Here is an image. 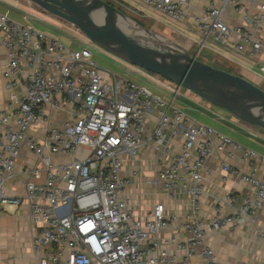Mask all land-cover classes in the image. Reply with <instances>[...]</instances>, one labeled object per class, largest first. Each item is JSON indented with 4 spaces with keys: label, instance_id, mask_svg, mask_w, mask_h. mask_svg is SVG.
Masks as SVG:
<instances>
[{
    "label": "built area",
    "instance_id": "1",
    "mask_svg": "<svg viewBox=\"0 0 264 264\" xmlns=\"http://www.w3.org/2000/svg\"><path fill=\"white\" fill-rule=\"evenodd\" d=\"M136 1L173 23L183 22L190 10V0ZM245 3L258 9L245 16L252 32L222 21L228 9ZM192 22L201 36L199 49L209 41L227 46L235 37L234 50L254 56L261 51L258 34L264 23V0H220L192 16ZM76 40L82 42L79 37ZM85 45L70 47L33 26H19L0 12V49L7 57L5 89L12 92L7 110L0 112V213L6 205H20L23 200L28 204L30 221L37 229L32 250L40 255L39 264H191L196 256L204 264H217L203 237L228 226L255 223L264 206V157L186 114L179 101L193 102L188 95L193 93L185 90V94L181 87L132 67L168 96L153 94L145 86L103 71ZM19 85L24 87L23 95L14 92ZM47 107L67 111L69 119L59 128L49 126L38 144L27 132L47 122ZM173 137L182 140L180 152L169 158L158 180L168 196L186 198L190 221L182 227L190 237L171 238L162 245L158 236L171 218L157 204L150 219H134L125 197L129 181L122 171L149 146L168 156ZM24 142L41 159L44 178L40 181V171L32 170L21 199L7 196L5 184L14 177ZM44 149L48 154L42 157ZM224 151L229 157L238 153L248 171L225 162L221 171L252 187V194H229L225 201L238 204L232 214L200 221L197 213L206 160ZM56 157L63 158L56 161ZM169 244L175 245L180 259L160 251Z\"/></svg>",
    "mask_w": 264,
    "mask_h": 264
},
{
    "label": "crops",
    "instance_id": "2",
    "mask_svg": "<svg viewBox=\"0 0 264 264\" xmlns=\"http://www.w3.org/2000/svg\"><path fill=\"white\" fill-rule=\"evenodd\" d=\"M219 1L190 0L188 17L181 23H174L176 29L190 40L199 52L204 50L213 51L225 61L234 65L236 72L229 71L231 74L238 75L264 90V23L258 34L261 51L254 56H250L248 52H236L233 46L238 43V40L235 37L231 39L230 44L227 46L209 41L206 48L199 49L198 42L201 40V36L196 25L192 22V16L204 11L211 5H216ZM147 9L153 11L150 8ZM257 11L256 5L250 6L245 3L236 10L228 9L222 15V21L229 27H239L242 30L252 32L253 28L245 19V16L257 13ZM6 65V53L0 49V112L7 110L8 102L12 96V92L5 89L4 72ZM14 92L23 95V85H19ZM185 103L187 111L190 112L188 115L191 118V115L195 117L192 112L195 110L205 117L211 116L216 121L225 123L245 138L238 140L221 131L219 132L237 144L252 149L264 157V138H259L255 134L257 130L248 125H240L241 123L237 119H232V116L229 119L224 116L223 118L222 115L208 106L207 108L213 113L207 112L206 108L203 109L206 106L204 103L199 104L196 101L191 102L189 100H185ZM44 114L47 122L32 127L27 132V137H32L38 144H42L49 126L59 128L65 120L69 119L67 111L55 112L48 107L44 109ZM195 118L192 119L198 124L213 128L210 126L213 122H203V124ZM1 132L2 127L0 126ZM248 139L250 140L246 141ZM181 145L182 140L179 137L171 138L168 156H160L152 147H146L138 154L136 161L127 163L122 171V177L129 181V185L125 189V197L130 204L134 219H150L153 207L157 204L163 205L165 216L171 218L169 225L158 236L161 244L171 238L185 241L190 237V234L182 227L185 222L190 221L186 198L181 194L168 196L158 180L159 173L169 165V158L180 152ZM42 152V157L48 154L47 149ZM62 158L56 157V161ZM64 158L70 160L69 157ZM221 162H225L241 172L248 171V165L240 159L238 153H233L229 157L228 153L224 151L212 155L206 160L202 172L204 193L199 199L197 213V219L200 221L210 220L217 215L227 216L232 214L238 204H230L225 201L229 194L239 195L240 197L252 194V187L221 171ZM34 169L40 171V181H43L41 159L28 151L24 142L14 164V177L5 184L6 195L24 198L25 184L30 179L29 173ZM36 230L29 218V206L24 200L20 205L4 206L0 213V264H39L40 255L35 254L32 250V241L36 235ZM203 245L212 251L213 259L217 264H264V206L257 213L254 224L228 226L219 232L206 233L203 237ZM161 250L176 259L182 257L176 251L174 244L161 246ZM191 264L204 263L201 257L196 256L191 259Z\"/></svg>",
    "mask_w": 264,
    "mask_h": 264
},
{
    "label": "water",
    "instance_id": "3",
    "mask_svg": "<svg viewBox=\"0 0 264 264\" xmlns=\"http://www.w3.org/2000/svg\"><path fill=\"white\" fill-rule=\"evenodd\" d=\"M28 1L72 27L113 58L159 76L264 132V90L246 79L196 60L175 44L140 28L103 0ZM119 18L158 40L124 32L118 25Z\"/></svg>",
    "mask_w": 264,
    "mask_h": 264
},
{
    "label": "rangeland",
    "instance_id": "4",
    "mask_svg": "<svg viewBox=\"0 0 264 264\" xmlns=\"http://www.w3.org/2000/svg\"><path fill=\"white\" fill-rule=\"evenodd\" d=\"M114 7L117 11L123 14L126 18L131 20L134 24L139 26L140 28L149 30L155 33L159 38L165 39L172 44H175L179 48L183 49L190 56H193L196 60L208 64L214 68H222V70H228L230 72H236V68L230 62L225 61L222 57L215 54L213 51L204 50L198 51L196 46L193 43L185 38L183 34L178 32L176 29V24L171 23L168 19L162 17V15L156 13L155 11H151L141 5L136 0H103ZM37 6L33 5L28 0H0V12L7 13L10 19L14 20L19 26L30 25L36 29L41 30L45 34L56 38L61 41L65 45L70 47H76L77 45L83 46L86 44V48L92 54L93 60L97 63V65L105 72L112 73L117 76V78H123L125 80L134 81L135 83L147 87L153 94L156 95H167L168 93L162 90L159 86L154 83H151L143 76L135 73L132 69V66L120 61L118 59L113 58L108 55L100 48L95 46L86 40L82 34L74 30L72 27L65 24L63 21L56 19L48 14L41 12V10H37L35 8ZM38 8V7H37ZM143 32V31H142ZM76 37L81 38L82 42H78ZM157 38V37H155ZM158 39V38H157ZM161 43L160 41H158ZM166 48H171L166 43H161ZM203 50V49H202ZM149 74V73H148ZM151 75V74H150ZM263 90V89H262ZM186 91L183 89V93ZM186 94V93H185ZM193 101L201 104V100L191 94H188ZM187 99H181L179 102L183 106V109L186 111V114L190 113L187 111V106L185 103ZM203 101V100H202ZM205 102V101H203ZM206 105L218 114L222 115V117H226V119L230 118V114L222 109L216 108L211 104L206 103ZM195 117L200 120L199 122H213L210 126H212L215 130L221 131L222 133L235 138L242 140L245 136L241 135L235 129H231L225 123H221L218 120L212 118L211 116L205 117L202 113L193 110L192 111ZM191 115V114H190ZM192 118H195L191 115ZM195 118V119H196ZM234 117L232 116V119ZM235 119V118H234ZM237 121V120H236ZM240 122V121H239ZM203 123V124H204ZM241 123V122H240ZM239 123V124H240ZM206 125V124H205ZM240 125H246L241 123ZM252 129H255L252 127ZM255 132L259 138H264V132L258 129ZM250 139L246 140L249 141Z\"/></svg>",
    "mask_w": 264,
    "mask_h": 264
},
{
    "label": "bare ground",
    "instance_id": "5",
    "mask_svg": "<svg viewBox=\"0 0 264 264\" xmlns=\"http://www.w3.org/2000/svg\"><path fill=\"white\" fill-rule=\"evenodd\" d=\"M118 25L120 26L121 29H123L124 32L131 33L135 36H138L139 38L147 37V39H150V41L158 40L157 38L151 37L147 35L145 32H142L141 30L137 29L136 26H134L130 21L124 18H119Z\"/></svg>",
    "mask_w": 264,
    "mask_h": 264
},
{
    "label": "trees",
    "instance_id": "6",
    "mask_svg": "<svg viewBox=\"0 0 264 264\" xmlns=\"http://www.w3.org/2000/svg\"><path fill=\"white\" fill-rule=\"evenodd\" d=\"M34 8H35V7H34ZM35 9L39 10V8H37V7H36ZM221 70H222V69H221ZM224 71H227V70H224ZM227 72H229V71H227ZM229 73H230V72H229Z\"/></svg>",
    "mask_w": 264,
    "mask_h": 264
}]
</instances>
